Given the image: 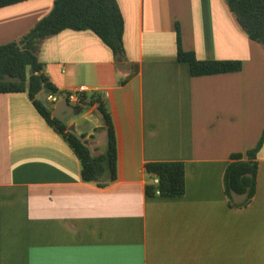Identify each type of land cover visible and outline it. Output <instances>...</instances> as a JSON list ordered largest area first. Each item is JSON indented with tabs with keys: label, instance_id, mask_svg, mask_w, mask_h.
Masks as SVG:
<instances>
[{
	"label": "crops",
	"instance_id": "crops-1",
	"mask_svg": "<svg viewBox=\"0 0 264 264\" xmlns=\"http://www.w3.org/2000/svg\"><path fill=\"white\" fill-rule=\"evenodd\" d=\"M55 1L1 7L0 45ZM117 1L124 62L91 30L65 29L39 53L57 90L85 85L100 94L116 137V178L84 180L80 158L28 94L0 93V264H264V142L247 206L229 204L223 181L230 156L264 132V45L242 31L225 0ZM177 24L185 50L240 60L242 69L192 76L178 59ZM59 103L48 104L52 115L64 116L93 155L106 153L99 104L76 106L91 117L80 124L72 118L80 111L67 115ZM153 161L184 162L183 195H148L145 164Z\"/></svg>",
	"mask_w": 264,
	"mask_h": 264
},
{
	"label": "trees",
	"instance_id": "trees-1",
	"mask_svg": "<svg viewBox=\"0 0 264 264\" xmlns=\"http://www.w3.org/2000/svg\"><path fill=\"white\" fill-rule=\"evenodd\" d=\"M26 0H0V8ZM238 26L252 40L264 45V0H225ZM65 29L91 30L110 47L116 61L124 62V17L117 0H56L51 11L42 17L19 39L0 45V93L26 92L47 122L63 134L82 162V177L103 186L116 178L117 147L111 115L99 101L108 127V147L104 154L93 155L82 137L68 129L67 123L52 115V108L38 95L57 90L43 72L40 49L44 40ZM178 59L190 64L192 76L236 72L242 69L240 60H202L182 45L177 24ZM123 82V81H122ZM90 96V103H94ZM264 142V132L258 143L245 152L233 153L225 169L223 181L229 204L247 206L256 193L259 169L258 152ZM150 181L148 195L180 196L186 191V168L182 161H153L145 164ZM154 178L158 182H154ZM242 195L236 202L234 197Z\"/></svg>",
	"mask_w": 264,
	"mask_h": 264
},
{
	"label": "built area",
	"instance_id": "built-area-1",
	"mask_svg": "<svg viewBox=\"0 0 264 264\" xmlns=\"http://www.w3.org/2000/svg\"><path fill=\"white\" fill-rule=\"evenodd\" d=\"M94 96L95 104H99L101 99L100 94L97 91L89 92V88L85 85H81L73 90H50L45 91L44 101L48 104L55 105L61 101L67 100L74 106H83L90 102V96ZM100 98V99H99ZM154 182H158L157 178H154Z\"/></svg>",
	"mask_w": 264,
	"mask_h": 264
},
{
	"label": "water",
	"instance_id": "water-1",
	"mask_svg": "<svg viewBox=\"0 0 264 264\" xmlns=\"http://www.w3.org/2000/svg\"><path fill=\"white\" fill-rule=\"evenodd\" d=\"M45 91H42L38 97L42 100H44V95H45ZM57 110H62V111H66L68 114L67 115H71V114H76L80 111L79 107H76L72 104H70L67 100L61 101L58 105H57ZM54 115L61 118V119H65L64 116L59 115L56 111L54 112Z\"/></svg>",
	"mask_w": 264,
	"mask_h": 264
},
{
	"label": "rangeland",
	"instance_id": "rangeland-1",
	"mask_svg": "<svg viewBox=\"0 0 264 264\" xmlns=\"http://www.w3.org/2000/svg\"><path fill=\"white\" fill-rule=\"evenodd\" d=\"M72 118L79 120L80 124H90L89 119L91 118L88 114V107H83L77 115Z\"/></svg>",
	"mask_w": 264,
	"mask_h": 264
}]
</instances>
